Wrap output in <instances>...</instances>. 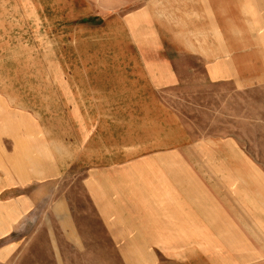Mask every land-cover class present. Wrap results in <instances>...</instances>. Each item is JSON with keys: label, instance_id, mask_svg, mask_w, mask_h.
Here are the masks:
<instances>
[{"label": "rangeland", "instance_id": "374dc122", "mask_svg": "<svg viewBox=\"0 0 264 264\" xmlns=\"http://www.w3.org/2000/svg\"><path fill=\"white\" fill-rule=\"evenodd\" d=\"M226 1L213 0L209 22L208 0H0L3 264H199L216 245L147 243L144 217L165 226L178 209L156 196L192 195L202 179L214 192L198 190L201 201L227 194L234 220L264 221V72L239 87L192 55L176 63L179 44L236 40L238 22L224 37ZM231 3L264 67V0ZM162 50L173 65L144 62ZM99 169L107 180L92 179ZM113 192L155 205L123 219L103 211ZM232 231L240 250L244 228Z\"/></svg>", "mask_w": 264, "mask_h": 264}, {"label": "crops", "instance_id": "0c3cea01", "mask_svg": "<svg viewBox=\"0 0 264 264\" xmlns=\"http://www.w3.org/2000/svg\"><path fill=\"white\" fill-rule=\"evenodd\" d=\"M208 9L207 12L209 22L217 21V9L212 8L211 5L213 0H208ZM215 1V0H214ZM232 2V0H230ZM226 1L224 7L221 9L224 15L222 19L225 26L226 33L224 37L231 38L233 37V28L234 25L238 29V34H236V40H229L223 42L222 45H218L217 42L213 45L209 43V46L203 50H193L194 45L186 46L180 44L177 47L176 53V63L181 62L186 55H192L199 58L200 60L206 62L207 75L208 78L216 82L232 81L239 87H244L246 85L256 84L262 77L264 72V67L256 63L257 54L256 50L252 48H244V17L236 16L233 17V4ZM201 5H204L203 2H199ZM217 5V4H216ZM264 5V4H263ZM264 11V6L262 8ZM262 16V15H261ZM264 16H262V19ZM233 22H238L239 24H234ZM228 31V33H227ZM264 31V30H263ZM258 32L264 35V32ZM240 33V34H239ZM180 43V41H179ZM172 55V54H171ZM171 55L167 50H162L160 60H144L150 64H166L173 65L174 61ZM255 61V63L253 62ZM249 63V66H245L244 63ZM179 80L178 75L175 76ZM107 173L104 172V169H99V173L96 176H92V179L96 182L101 179H106ZM107 180V179H106ZM200 190L203 191L205 195L213 193L211 190V184L206 183V179H202V183L199 184ZM194 190L192 195L182 194L179 195L180 191H177L176 194L172 195H160L159 199H154L153 197L149 200L154 199L157 206L169 208L173 207L178 209L176 214H171V217L167 215L165 218L169 222L165 226L157 225V217L152 213H148V217L144 219H151L153 223L149 226L150 230L147 233L150 239L147 243L150 244H173V245H196V244H213L216 245L213 248V252L210 253L209 259H202L199 264H264V221L263 218L259 219L258 216H253L244 212V217L241 216V219L234 220L232 212V202L231 197L227 194L224 195H210L206 197V201H201L198 197L200 195L196 194ZM2 192H0V195ZM113 197L111 203H106L105 201L101 202L103 206V211L108 213L109 211H116L119 214H129L128 217L123 219L128 220H137L138 218L134 215V211L138 209L147 208L148 212L150 208L153 207L152 202H140L136 201H123L119 194L115 192L112 193ZM189 196V197H183ZM194 197V198H190ZM59 204L63 205L68 203L66 196L59 197L57 201ZM56 202V203H57ZM3 204H7L6 200H0V207H3ZM136 206H139L136 208ZM176 206V207H175ZM245 211V210H244ZM64 216V214H62ZM67 221L66 218H64ZM256 223H252V222ZM251 222V223H250ZM244 232H236L240 234L241 237H244V247L240 250L231 247L232 245L228 242L231 241L233 237V229H243ZM74 229V228H73ZM165 229V231L163 230ZM0 239L4 237L7 233L2 230L0 226ZM70 234H73L74 231L72 228H69ZM73 243L76 242V237H72ZM231 245V246H229ZM218 248V249H217ZM6 247L0 246V264H3L5 258L7 257ZM199 249V250H198ZM194 249L198 252L199 255H204L205 248ZM217 249V250H215ZM209 249L206 250L208 255Z\"/></svg>", "mask_w": 264, "mask_h": 264}]
</instances>
